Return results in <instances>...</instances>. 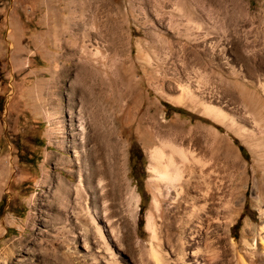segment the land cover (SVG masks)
I'll list each match as a JSON object with an SVG mask.
<instances>
[{"label": "rangeland", "instance_id": "1", "mask_svg": "<svg viewBox=\"0 0 264 264\" xmlns=\"http://www.w3.org/2000/svg\"><path fill=\"white\" fill-rule=\"evenodd\" d=\"M167 141L264 237V0H0V264H148Z\"/></svg>", "mask_w": 264, "mask_h": 264}, {"label": "bare ground", "instance_id": "2", "mask_svg": "<svg viewBox=\"0 0 264 264\" xmlns=\"http://www.w3.org/2000/svg\"><path fill=\"white\" fill-rule=\"evenodd\" d=\"M206 111L223 122L215 110ZM150 155L155 197L146 221L152 233L145 254L148 264H232L233 258L235 264H264V237L249 234V223L241 236L244 252L220 236L227 226L217 219L218 196L230 205L233 195L216 185L209 159L168 141ZM259 209L263 218L259 231L264 233V207Z\"/></svg>", "mask_w": 264, "mask_h": 264}]
</instances>
